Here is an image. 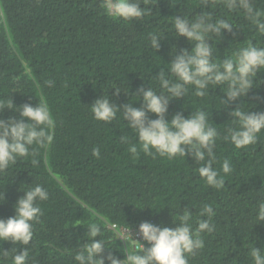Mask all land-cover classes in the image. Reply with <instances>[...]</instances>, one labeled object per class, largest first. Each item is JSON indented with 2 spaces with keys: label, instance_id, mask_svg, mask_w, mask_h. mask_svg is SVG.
Returning a JSON list of instances; mask_svg holds the SVG:
<instances>
[{
  "label": "trees",
  "instance_id": "16d2710c",
  "mask_svg": "<svg viewBox=\"0 0 264 264\" xmlns=\"http://www.w3.org/2000/svg\"><path fill=\"white\" fill-rule=\"evenodd\" d=\"M102 5L103 0H0L4 17L0 23V99L11 97L20 107L36 106L42 98L56 121L54 141L46 150L19 159L0 174V196L5 194L0 219L15 216L13 206L23 196L22 190L31 184L43 185L49 199L40 202L43 215L34 225L28 246L29 264H75L77 246L87 242L90 224L102 229L106 246L124 259L121 248L126 249L127 243L116 240L106 220L123 226L150 220L174 228L178 225L173 221L175 214L187 209L195 227L202 205L208 203L216 213V228L203 236L205 247L189 264H253L250 248H264V222L253 226L259 198L255 191L264 187V134L256 145L241 150L217 141L214 167L219 169L228 158L233 168L227 176L221 173L225 187L219 191L199 176V165L187 149L185 158L169 160L142 152L134 157L128 149L137 140L125 126L128 122L96 121L90 105L108 95L117 106L134 102V107H141L142 100L136 101L132 94L141 86H156L154 76L171 61L173 46L177 50L192 47L186 38L172 35L171 17L180 15L183 0L175 7L170 0H149L144 5L149 14L139 21L114 19ZM200 11L193 8L192 14ZM220 12L217 8L213 15ZM229 18L237 25L246 23L239 14ZM233 31L237 35L225 32L216 44L220 59L229 54L230 46L245 39L264 46L254 30ZM155 32L165 33L157 52L149 40ZM48 80L55 82L54 87L47 86ZM256 80L264 81V72H258ZM257 87L220 110L219 97L224 94L219 88L204 98L190 92L186 98L170 101L168 118L176 112L187 117L196 108H204L211 112L222 137L231 124L229 112L238 105L264 112V83ZM115 88L121 92L116 94ZM18 115L5 110L0 119ZM150 118L156 117L150 114ZM122 135L129 137L128 143L121 142ZM93 148L100 149L99 159L92 155ZM0 247L12 249L8 258L0 256V264H12L11 255L21 246L3 242Z\"/></svg>",
  "mask_w": 264,
  "mask_h": 264
},
{
  "label": "clouds",
  "instance_id": "9594fccd",
  "mask_svg": "<svg viewBox=\"0 0 264 264\" xmlns=\"http://www.w3.org/2000/svg\"><path fill=\"white\" fill-rule=\"evenodd\" d=\"M149 0H103V9L114 19L123 21H139L149 14L145 7ZM182 0H170L175 7ZM158 3V0H157ZM143 5V6H142ZM199 7V14L193 15L192 9ZM183 8L188 11L184 12ZM219 8L218 15L213 12ZM241 15L246 21L237 25L229 15ZM172 18V35L184 37L192 45L191 49L177 50L173 46L170 53L172 59L154 76L156 86H141L136 101L142 100L141 107L128 102L117 106L110 101L109 96L101 95L91 105L90 110L96 121L111 123L122 119L128 123L135 135L137 143L131 144L128 151L135 157L141 152L147 156H159L169 160L186 157L190 153L199 165L196 171L206 185L219 191L225 187V176L232 173L231 160L223 159L217 169V141L223 140L235 149H247L256 145L264 134V112H250L245 105H238L229 112L231 124L226 128V134L221 137L220 131L211 119V112L204 108H196L185 117L182 112H176L168 118L169 103L173 99L186 98L191 94L197 98L210 95V90L219 88L224 94L219 97L220 109L229 107L237 100L247 97L250 90L258 88L257 73L264 72V46H257L251 39L229 47V54L220 59L216 44L225 32L237 35L233 29L254 30L253 32L264 41V0H183L180 15ZM4 17L0 6V23ZM165 33L150 34V46L156 52ZM211 42V43H210ZM48 87H54L55 82L46 81ZM116 94L121 91L117 88ZM128 94L129 91H123ZM251 106V105H249ZM5 110L18 113L7 119H0V174L7 173L19 159L35 156L37 150L47 149L54 141L56 121L46 100H38L36 106L24 104L14 105L12 98L0 99V115ZM150 114L156 118H150ZM122 143H128L129 137L122 135ZM92 155L100 158V149L93 148ZM35 164L36 161L33 160ZM21 188L17 190L19 193ZM14 204L15 216L0 219V243L11 242L20 245V249L11 255L12 264H29V245L34 237V225L39 223L43 215L40 202L49 199V191L41 184H31ZM256 200L254 225L264 222V187ZM0 204L5 201V194L0 196ZM138 208V207H137ZM141 209V208H140ZM174 222L178 225L169 228L155 225L146 220L131 226H123L117 222L105 221L108 229L116 234V240L127 243L123 249L124 259L117 258L112 249L106 246L102 237V229L97 224H90L86 243L77 246L74 255L75 264H189V259L196 256L205 247L203 236L215 231L213 218L216 215L212 205L204 203L199 212V219L193 226L192 213L187 209L176 213ZM112 224L122 229L139 230L142 243L133 239L130 231L118 232ZM79 225V224H77ZM99 237V239H97ZM148 246H145V243ZM129 245L132 246L129 251ZM253 264H264V248H250ZM10 251L0 247V256L8 258Z\"/></svg>",
  "mask_w": 264,
  "mask_h": 264
},
{
  "label": "built area",
  "instance_id": "2783aa9c",
  "mask_svg": "<svg viewBox=\"0 0 264 264\" xmlns=\"http://www.w3.org/2000/svg\"><path fill=\"white\" fill-rule=\"evenodd\" d=\"M111 227L114 228V229L117 231V233H118V232H121V231H123V230H128V231H130V234L132 235L133 239H137V240H139V241L142 243V238H141L140 235H139V230H134V229H122L120 226H117L116 224H112Z\"/></svg>",
  "mask_w": 264,
  "mask_h": 264
}]
</instances>
